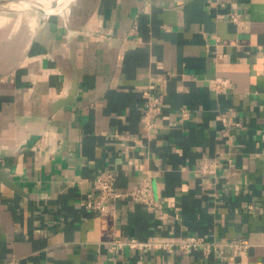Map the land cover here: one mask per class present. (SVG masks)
<instances>
[{
  "label": "crops",
  "instance_id": "crops-1",
  "mask_svg": "<svg viewBox=\"0 0 264 264\" xmlns=\"http://www.w3.org/2000/svg\"><path fill=\"white\" fill-rule=\"evenodd\" d=\"M107 173L122 195L85 206ZM143 178L158 205L126 193ZM187 236L202 242L115 245ZM11 259L264 264V0L0 8V264Z\"/></svg>",
  "mask_w": 264,
  "mask_h": 264
},
{
  "label": "built area",
  "instance_id": "built-area-1",
  "mask_svg": "<svg viewBox=\"0 0 264 264\" xmlns=\"http://www.w3.org/2000/svg\"><path fill=\"white\" fill-rule=\"evenodd\" d=\"M230 84L228 78L213 80V87L221 89ZM161 98L159 96L149 98L146 101L145 117L148 127L154 125V117L160 112ZM96 186L99 190L100 197L93 203L91 200L84 201L83 203L87 207L97 208L101 211H108L113 207V201L122 195V191L116 187V177L113 173H107L103 176H99L96 179ZM135 201L145 205H158L156 195L154 193L153 184L149 178H143L136 184L132 185L126 191ZM115 245L127 244L131 247H143L150 245H159L165 247L168 250H173L175 247L189 248L195 247L202 242V239L193 236H187L180 240L171 239L168 241H162L160 243L141 240L137 237H129L125 240H117ZM233 245L238 248H246L249 242L245 239L236 238L231 241ZM8 264H18L15 259L8 261Z\"/></svg>",
  "mask_w": 264,
  "mask_h": 264
},
{
  "label": "water",
  "instance_id": "water-1",
  "mask_svg": "<svg viewBox=\"0 0 264 264\" xmlns=\"http://www.w3.org/2000/svg\"><path fill=\"white\" fill-rule=\"evenodd\" d=\"M43 0H0V8L23 9L38 5Z\"/></svg>",
  "mask_w": 264,
  "mask_h": 264
}]
</instances>
